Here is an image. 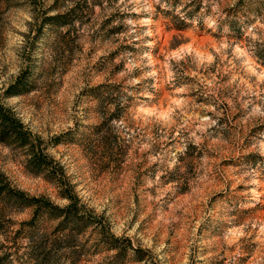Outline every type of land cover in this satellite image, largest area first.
<instances>
[{"label":"clouds","instance_id":"9594fccd","mask_svg":"<svg viewBox=\"0 0 264 264\" xmlns=\"http://www.w3.org/2000/svg\"><path fill=\"white\" fill-rule=\"evenodd\" d=\"M83 2L62 0L56 8L57 0H11L0 7V133L15 128L23 137L0 140V187L17 193L7 220L13 233H21L19 264H43L41 254L48 252L60 255L61 264H77L89 252L90 264H121L119 251L129 243L134 254L143 250L157 264H170L168 233L180 223L179 264H211L209 245L227 251L226 264L234 257L239 264H260L264 218L241 222V216L255 206L249 200L264 205V130L251 135L264 128V68L258 62L264 0H203L199 12L201 0H182L175 8L172 0H103V11L97 7L89 24L73 18ZM160 12L179 16L194 34L203 27L219 39L177 44L169 36L158 61L156 44L144 37L154 36L153 16ZM45 14L53 21L66 15L72 23L57 31L42 23ZM110 15L117 19L108 27L123 26L119 38L93 42L90 57L77 52L67 72L59 38L69 31L106 35L102 22ZM238 30L243 42L229 38ZM122 43H135L137 52L113 59ZM145 43L147 51L141 50ZM108 63L122 70L115 77L100 71ZM214 68L229 75L226 83ZM163 87L168 96L158 101ZM128 145V182H94L114 149ZM225 159L227 169L220 166ZM23 174L37 179L24 182ZM137 185L139 203L132 194ZM25 202L31 204L27 211ZM53 214L55 222L44 227ZM7 239L0 233V244Z\"/></svg>","mask_w":264,"mask_h":264},{"label":"rangeland","instance_id":"374dc122","mask_svg":"<svg viewBox=\"0 0 264 264\" xmlns=\"http://www.w3.org/2000/svg\"><path fill=\"white\" fill-rule=\"evenodd\" d=\"M182 0H172L173 8L179 6L181 4ZM11 0H0V7L10 5ZM62 0H57L56 8H59L61 6ZM203 0H201L200 3L197 4L195 12H199L200 8L203 7ZM99 7L103 11L104 4L103 0H92V4H88V0H84L83 4H77L76 10L73 14L74 19L81 20L84 24H89L92 22V17L95 15V9ZM187 7H191L190 5ZM159 11V10H158ZM207 11H211L210 5L207 7ZM0 15H3L2 12H0ZM189 19H191L193 13L189 12L187 13ZM46 16V15H45ZM122 18V17H121ZM117 19L116 15H110V17H106L105 20L102 22L103 29L106 30V35L102 34L101 36H97L95 33H77L74 31H69L65 35L61 36L59 38L58 46L62 49V52L68 56V64H67V72H71L74 67V60L76 58V53L79 52L81 54L85 53L86 51L89 54V57L91 56L93 49L89 47L90 44L95 42L96 44H108L109 42H115L116 39L119 38V34L124 30L123 26H114V27H108V25L113 24V21ZM62 20H65L63 24L60 26H55L56 30L59 31L62 28H67L72 21L66 16V18H63ZM151 29L154 33L153 37H144L145 42H154L156 44L155 51L152 53L154 57L157 58V60H161L163 57L160 55L165 51V44L167 43L169 36L172 37L173 40L179 44L181 41L189 40V39H195L197 40L201 45L203 44H211L215 40L219 39V37L209 31H204L203 27H201L200 31L196 34L193 33L191 26L186 24L185 21L179 20V16H174L172 12H160L158 15L153 16V24L151 26ZM230 39H233L235 41L243 42L245 39V34L242 30H238L237 34L232 35L229 37ZM3 42V31L2 26H0V45H2ZM177 45H172V47H176ZM143 51L149 50L147 47V43H145L142 47ZM137 52V46L135 43L133 44H127L122 43L120 45V50L118 53L112 54V58L115 59L117 55L121 54H127V53H136ZM261 64V68H264V56L260 57V61H258ZM122 64L121 65H114L112 63L105 64L100 71H106L111 75L112 77H115L119 71L122 70ZM212 72L217 76V79L221 82H227L229 79V75L225 73L224 75H221L220 73L216 72V69H212ZM189 82L191 81V78H187ZM148 84H155V81L149 80L147 82ZM63 85H61L62 87ZM150 91H152V88H149ZM169 89L167 87H163L159 93L157 94V100L163 101L166 96H168ZM227 95V93H224ZM127 99L131 100L132 97H127ZM201 102L200 99L197 100V103ZM240 117L237 114L233 117V121L238 120ZM258 130H264V128L261 129H253L251 135H255L256 131ZM248 143L247 137H245V144ZM131 149V146L128 145L127 148H120L117 147L114 149V152L116 155L112 157L111 164L106 165L102 168L98 169L97 175L95 176L94 182H99L103 184L105 181H107L108 184H119L124 185L128 182V175L131 171L129 168H126V158H127V152ZM195 161V157L193 158ZM40 166V165H39ZM39 166L37 168H39ZM221 168L227 169L230 167L229 162L227 159L224 161H221ZM142 172V170H141ZM24 182H29L34 179H37V177H32L28 174H23ZM140 185H137V187L133 191L134 199L137 201V203L141 200V193H140ZM239 190H243V186H239ZM86 195V194H85ZM181 195H187V193H182ZM124 198H121L120 204L123 205ZM249 206L255 205L254 207H251V211H245L242 213L241 216V222H243L244 219H247L248 217H260L264 218V205L257 202L256 200H249L247 201ZM12 202L6 203L3 198H0V209L2 212V215L0 217V233L6 234L7 236V244H0V264H19V252H20V245L19 240L21 238L20 232H12V225L11 222L7 220L8 213L12 207ZM30 207H25V211H27ZM41 213L38 212L37 215H40ZM45 216H47V213H43ZM56 218H48L44 221V227L50 226L52 223H54ZM155 224V218H153L152 221L149 222V227H152ZM67 227V225H63ZM184 227L182 223L175 225V231L169 232L168 235L172 237L171 240L168 241V243L173 244V247L170 249L169 252V260L170 264H179L178 257L180 256L182 250H183V239L181 238L182 233L181 230ZM87 231V228L84 229ZM161 234H163V229H160ZM93 235H95V232H93ZM214 239V237H212ZM255 246H253L254 250ZM110 250V249H109ZM59 252V250H58ZM92 253H81L78 257L77 264H90V261L88 259V256ZM208 255L213 257V260L211 261V264H226L227 261V251H221L218 247H214L212 245H209V252ZM217 255L219 257H223V259L217 258ZM60 255H56L52 258L51 262L49 264H61V257ZM119 256L121 258V264H157V261L152 259L149 254L143 250H140L138 253L133 252L132 245L129 243V246L123 250L119 251ZM251 258V256L249 257ZM260 264H264V257H258ZM233 264H239L238 258H233Z\"/></svg>","mask_w":264,"mask_h":264},{"label":"trees","instance_id":"16d2710c","mask_svg":"<svg viewBox=\"0 0 264 264\" xmlns=\"http://www.w3.org/2000/svg\"><path fill=\"white\" fill-rule=\"evenodd\" d=\"M46 15V14H45ZM63 18H66V15H59L55 18V20H50L47 15L44 16V19L42 21V23L44 25H47L49 23H53L55 26H60L61 24L64 23L65 20H62ZM16 133V129L15 128H12V129H8V130H5L3 131L2 133H0V140H4V139H7L9 141H15V140H19V139H23V137H20V136H17L15 135ZM40 165V162L37 161L36 162V167H38ZM17 193L13 192L10 188V186H3V187H0V198H3L5 200L6 203L8 202H12L13 203V200L12 198L14 196H16ZM25 207H31V204H29L28 202H25ZM2 209H0V217L2 215V212H1ZM45 213H47V216L49 215L47 210L45 209L44 210ZM49 218H56L55 215H51ZM65 227V226H64ZM53 247H55V245H53ZM58 248L56 249V252H58ZM139 251H136L135 253H138ZM42 259H43V264H49L52 260V258L54 256H56L57 254H54L52 252H48V253H42ZM60 257V256H59Z\"/></svg>","mask_w":264,"mask_h":264}]
</instances>
